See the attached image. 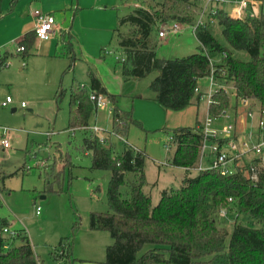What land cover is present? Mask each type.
<instances>
[{
  "label": "rangeland",
  "instance_id": "rangeland-1",
  "mask_svg": "<svg viewBox=\"0 0 264 264\" xmlns=\"http://www.w3.org/2000/svg\"><path fill=\"white\" fill-rule=\"evenodd\" d=\"M162 1H101L107 12L100 15L112 16L109 19L114 21V27L106 33L103 27L96 25L93 28L97 32L87 34L91 39L85 44L96 57L93 61L79 52L73 67L68 68L69 61L65 56L39 54L32 46L27 59L19 54L11 55L9 64L0 68V101L8 95L13 98L9 105H0V124L10 129L7 135L10 147L0 148V234L7 241H13L12 234L4 232L3 226H8L11 231L24 229L34 245L39 264H69L54 254L63 237L72 241L73 257L89 259L84 263L76 261L77 264H105L106 249L113 238L108 230L91 227V213L110 210L108 186L111 171L92 167V151L84 144L86 136L108 135L101 144L113 147L116 154L122 153L127 145L144 150L147 155L145 190L154 204L159 202L164 189L181 185L186 170L168 163L176 147L169 145V136L175 128L194 126L197 120L204 123L209 108L207 93L219 86L211 76L200 79L199 92L205 95L198 103L183 110L165 109L154 100L155 93L150 84L159 73L157 69L142 78L124 77L121 84L110 85V92L115 95V102L124 115L119 123L114 120V103L107 94H103L106 105L93 110L88 120L89 127L70 128L72 83L85 86L91 94L90 66L99 77L100 72L108 78L109 74L122 71L123 62L118 58L124 52L119 46L115 26L123 33L129 32L130 27L128 24L120 26L119 18L139 4L149 7ZM197 3L192 24L174 20L179 22V32L169 31L165 37H160L159 29L152 34L158 57H185L199 51L200 42L194 25L200 17L222 43L228 44L214 13L224 9L233 14L235 3L210 0H197ZM173 22L166 26L167 29ZM103 40L106 43L100 45ZM19 43L16 41V46ZM235 54L243 60L250 59L245 50H237ZM212 61L219 62L220 56L214 55ZM224 86L231 95V105L227 108L230 117L216 118V125L234 124L237 107V131L246 125L254 126L253 120L246 117L250 105L243 104L241 99L237 103L231 82L224 83ZM250 102L259 106L254 100L250 99ZM95 125L102 129L96 134L92 133ZM110 131L115 133L109 134ZM203 163L207 166L206 161ZM197 172V169H192L190 174ZM38 206L40 212L37 214ZM222 214V210L217 213L218 220L221 219V225L231 231L236 213ZM240 220L245 224L259 225L247 214H241ZM13 242L20 244L21 240Z\"/></svg>",
  "mask_w": 264,
  "mask_h": 264
},
{
  "label": "trees",
  "instance_id": "trees-1",
  "mask_svg": "<svg viewBox=\"0 0 264 264\" xmlns=\"http://www.w3.org/2000/svg\"><path fill=\"white\" fill-rule=\"evenodd\" d=\"M3 1L0 0V16ZM10 1L12 10L17 0ZM197 5V0H164L149 7L136 6L122 17L120 26L130 27L127 33L117 29L125 55L124 77L142 78L157 69L159 73L150 84L154 100L165 109L183 110L200 101L199 81L213 70L221 85L209 107L213 116L219 118L231 105V95L224 86L227 82L233 84L237 103L247 98L264 108V15L236 17L218 9L214 16L228 44L222 43L207 24H200L195 29L199 51L185 57H158L152 34L174 20L192 24ZM35 36L33 30L20 41L26 46L24 58L30 54ZM237 50L247 51L250 59L238 57ZM214 55L220 56L219 62L212 61ZM69 57L68 68L76 59L75 55ZM89 76L92 92L107 94L114 103V120L119 123L124 115L115 96L107 92L92 69ZM70 105V128L89 127V117L98 106L85 86L72 83ZM202 139L199 120L194 126L172 131L169 145L176 147L168 163L184 167L186 174L179 187L164 189L154 204L145 190L144 150L127 145L116 154L113 147L102 145L97 135L84 138L86 148L92 151V167L111 171L110 210L91 213V227L108 230L113 238L106 249L105 264H264V166L257 179L241 170L224 175L211 168L191 175L199 163ZM223 209L236 213L231 231L218 220L217 213ZM241 214H247L259 225L245 224L240 220ZM15 231L12 239L21 240L20 244L7 241L0 234V264H39L27 232ZM54 254L69 264L78 260L73 257L72 241L65 237L56 245Z\"/></svg>",
  "mask_w": 264,
  "mask_h": 264
},
{
  "label": "built area",
  "instance_id": "built-area-1",
  "mask_svg": "<svg viewBox=\"0 0 264 264\" xmlns=\"http://www.w3.org/2000/svg\"><path fill=\"white\" fill-rule=\"evenodd\" d=\"M219 2H232L236 7L232 15L236 17L250 16L253 18H260L264 15V0H210ZM203 12L201 13V16ZM34 16L36 19L35 35L37 39L44 40L50 38L55 30V16L52 13L45 12L41 9L34 10ZM204 24L203 20H198L194 25L196 29L198 25ZM164 25L160 31L159 36L165 37L169 31L177 33L180 30L179 22L174 21L173 24L168 27ZM26 50L24 43H19L16 48V53H23ZM123 61L125 56H120ZM214 62V61H213ZM9 64L8 57L0 51V68ZM215 79L213 70L210 75ZM217 81V80H216ZM219 83V82H218ZM210 90L208 95L209 107L213 102V94L219 89ZM199 92V88H197ZM205 95L202 92L201 98ZM91 98L96 102L97 106H105L106 100L103 94L91 93ZM243 104L250 105L247 110V118H250L254 122V126H246L241 131H237V116L235 113V122L222 123L221 126H217L216 117L208 111L204 123L202 124L203 139L200 145V157L198 165L193 168L197 170L204 169H218L224 175H231L238 170L243 171L246 175L252 179H257L258 171L261 166H264V108L251 104L250 99H241ZM13 102L12 96L8 95L5 100L0 101L1 106H7ZM249 103V104H248ZM22 106L25 102L22 101ZM221 116L230 117L229 112L225 109ZM9 127L0 124V148L6 149L10 147V141L8 138ZM102 129L98 126L92 128V132H100ZM114 131H110L109 134H114ZM98 135V134H97ZM122 139L124 136L118 134ZM108 135H98L99 141H105ZM172 139V137H171ZM135 148V147H134ZM206 161L207 166H204ZM37 213L40 212V207H37ZM222 215H226L227 211L222 210ZM4 232H10L15 235L16 231H11L8 226L3 228ZM61 251L58 252L61 255Z\"/></svg>",
  "mask_w": 264,
  "mask_h": 264
},
{
  "label": "crops",
  "instance_id": "crops-1",
  "mask_svg": "<svg viewBox=\"0 0 264 264\" xmlns=\"http://www.w3.org/2000/svg\"><path fill=\"white\" fill-rule=\"evenodd\" d=\"M101 1L104 0H17L15 6L11 10V1L4 0L0 16V51L7 57L18 54L22 57L24 56L23 53H15L17 47L15 43L18 40L21 41L26 33L35 30L36 19L34 16V10L41 9L45 12L52 13L55 16L56 23L55 30L50 38L40 40L35 36L32 46L37 48L38 53L54 57L65 56L70 64L69 56L75 55L76 61L78 59V53L80 52L81 56L84 55L86 58L90 59V61H93L96 57L93 56L92 52L88 50V47L85 44V42L89 43L91 39V37L88 38L87 34L97 32V29L93 28V26L96 25L103 27V30L106 33H110V29L114 27V24L112 23L114 21H110L113 17L108 16L109 19L106 18L107 15L103 16L106 14L107 10L103 9ZM114 1L115 0H112V2ZM121 18L118 20L119 23ZM117 29L118 26H115L116 31ZM105 43L106 40H103L100 45H104ZM59 48L60 50L57 53ZM27 58L28 56L24 59ZM118 60L122 61L120 58H118ZM90 69L96 73V71L90 66L88 68V74ZM100 74V79L109 94H112L110 92V85H113L114 83L121 84L122 78H124L123 67L121 73H114L113 75L109 74L108 78L103 75L102 72H100ZM255 106L257 107V104H255ZM235 110L236 116L238 117L237 107ZM246 117L245 120L247 119ZM86 260L89 259L82 258L78 259L77 262L80 261L81 263H84Z\"/></svg>",
  "mask_w": 264,
  "mask_h": 264
},
{
  "label": "water",
  "instance_id": "water-1",
  "mask_svg": "<svg viewBox=\"0 0 264 264\" xmlns=\"http://www.w3.org/2000/svg\"><path fill=\"white\" fill-rule=\"evenodd\" d=\"M15 110V108H13V111Z\"/></svg>",
  "mask_w": 264,
  "mask_h": 264
}]
</instances>
